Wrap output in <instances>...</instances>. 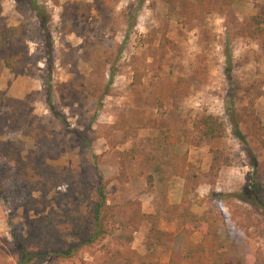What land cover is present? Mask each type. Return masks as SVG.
Here are the masks:
<instances>
[{
  "label": "rangeland",
  "instance_id": "374dc122",
  "mask_svg": "<svg viewBox=\"0 0 264 264\" xmlns=\"http://www.w3.org/2000/svg\"><path fill=\"white\" fill-rule=\"evenodd\" d=\"M30 1L0 0V31L19 29L0 51V264H18L16 241L36 236L45 214L68 213L63 200L90 224L80 203L99 201L101 187L94 245L46 264H102L116 252L171 264L202 233L217 235L228 264H264V214L241 196L254 160L264 182V51L252 24L264 0H213L192 23L184 11L203 9L195 0H36L47 28L22 12ZM179 79L183 89L154 105ZM199 115L220 119L221 139L198 134ZM31 161L42 174L34 188L21 179Z\"/></svg>",
  "mask_w": 264,
  "mask_h": 264
},
{
  "label": "trees",
  "instance_id": "16d2710c",
  "mask_svg": "<svg viewBox=\"0 0 264 264\" xmlns=\"http://www.w3.org/2000/svg\"><path fill=\"white\" fill-rule=\"evenodd\" d=\"M195 1L202 3L203 9H196L197 7L191 3L188 10L186 12L184 11L189 23H192L197 18H200V16L196 15L197 10L203 11V13H210L209 8L212 7L211 3L213 0ZM30 2L31 7H25L22 12L28 10L33 11L43 28H47L48 21L45 17V13L37 5L36 0H31ZM23 3L25 6L28 5V0H23ZM252 24L255 27L254 34H256V37L260 40L261 47L264 51V18L254 17ZM18 31V28L12 29V31L9 32L0 31V51L6 47L8 42L15 40L16 33ZM17 61L16 57L10 56L8 59V66L10 68L19 69ZM231 70L232 58L231 55L226 54L225 75L227 80L230 82L232 81ZM184 83V79H179V81L175 84L170 83L169 87L164 86L157 89L152 101L153 104L158 105L160 103L169 102L171 100V94L178 88L183 89ZM48 100L49 108L53 112L54 107L51 88H49ZM239 125L240 124L237 121V127ZM254 126H259L258 121H256ZM194 128L203 139L210 138L213 140H219L224 135L222 122H220L218 117L212 115H199L194 123ZM161 134L164 139L165 137H171V132L169 133L168 131L162 132ZM174 140L177 141L178 138L174 137ZM7 155L8 157H11L12 154L7 153ZM20 167L23 172L21 174L22 184L34 188L32 186L34 181L35 183L38 181L41 183L39 178L42 177V174L36 162H22ZM252 169L254 171L253 181H251L250 185H247L241 196L264 214V182L260 179L258 163L256 160L252 163ZM183 172H185V169L181 167L179 176L182 178H184ZM96 196L99 201L95 203L92 202L91 199H89V201L84 200L83 203H80L81 205L84 204L87 209L89 207L88 214L90 216V224L81 223V220L83 219L80 218V215H78V213L74 210L76 208L73 207L74 204L64 200L62 201V205L63 207L68 208V213H57L56 211H51L50 213L45 214L42 219V225L36 236L29 237L23 241H16L17 253L19 255L18 264H46V262L53 257H56L60 261H69L73 259L74 253L80 251L86 246L94 245V242L99 235L97 228L100 226L102 221L103 211L107 208L105 188L101 187ZM76 205L79 204L77 203ZM93 208L95 209L92 210ZM208 234L209 233H202V240L196 245L190 244L186 253L183 255H176L174 253L171 264H228L230 260V253L220 252V249L218 248H223V245L219 243L217 235ZM171 236V234H167V238H169L161 242L168 245V243L172 240L170 239ZM72 240H74L73 243ZM53 243L58 247L55 251H51L49 248V246ZM249 261L251 262V260ZM128 262L129 261L125 259L121 252H116L113 255H109V257L102 264H130Z\"/></svg>",
  "mask_w": 264,
  "mask_h": 264
},
{
  "label": "crops",
  "instance_id": "0c3cea01",
  "mask_svg": "<svg viewBox=\"0 0 264 264\" xmlns=\"http://www.w3.org/2000/svg\"><path fill=\"white\" fill-rule=\"evenodd\" d=\"M176 179H181V178H177V177H176Z\"/></svg>",
  "mask_w": 264,
  "mask_h": 264
}]
</instances>
